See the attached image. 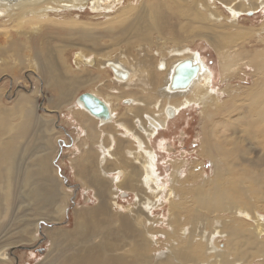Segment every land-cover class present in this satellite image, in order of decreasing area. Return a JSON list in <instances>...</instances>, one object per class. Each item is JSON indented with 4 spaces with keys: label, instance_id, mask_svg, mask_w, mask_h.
Listing matches in <instances>:
<instances>
[{
    "label": "bare ground",
    "instance_id": "6f19581e",
    "mask_svg": "<svg viewBox=\"0 0 264 264\" xmlns=\"http://www.w3.org/2000/svg\"><path fill=\"white\" fill-rule=\"evenodd\" d=\"M85 8L98 15L96 20L83 21L78 15L65 13ZM261 10L264 11V0L0 1V35L9 44L3 48L9 54L0 56V68L23 65V68L43 70L44 77L60 93L61 102H70L79 89L89 88L87 92L101 98L110 110L108 117L96 116L78 100L80 95L72 109L85 130L84 136L79 137L82 157L76 158L79 165L76 175L83 183L95 187L100 201L94 208L77 211L74 230H61L64 236L61 241L75 247L60 264H202L205 261L247 264L255 259L264 264V199L263 203L249 204L235 195L240 192L256 195L264 189V52L251 57L243 44L249 43L253 32L263 31L264 27L252 30L239 26L244 13L251 16ZM66 25L81 29L97 26L96 30L102 28L105 34L94 30L86 36H76L67 45L78 47L71 59L64 47L56 51L50 46L46 50L34 49L35 39L49 44L47 33L42 34L45 29ZM167 25L172 31L168 32ZM234 30L237 32L231 34ZM21 37L24 40L20 43ZM196 37L206 40L218 54L221 80L227 83L223 92L228 97L223 102L219 96L222 90H214L211 67L189 45ZM254 50L260 49L254 47ZM187 59L198 62L201 70L187 88L173 89L171 77L177 63ZM242 65L253 68L252 84L233 86L230 80L238 75ZM111 66L119 72L115 74ZM195 105L202 108L200 155L209 156L215 168L214 176L204 177V182L194 189V203L202 208L218 209L224 201L235 218L222 220L221 229L212 228L209 234L202 232L198 239L187 227L180 228L179 238L183 240L179 241L180 250L175 249L177 242L169 248V253L166 251L167 255L164 251L156 254L153 210L167 202L162 198L164 194L171 197L168 221L178 223L182 202L177 194L184 195V189L190 190L194 184L190 178L205 174L201 168L203 161L198 160L183 178L187 162H175L169 174L171 179L163 180L157 152L149 142L182 109ZM0 106V166H6L10 179L14 156L20 148L18 140L41 119L32 99L24 94L12 106L1 103ZM218 115L224 119H217ZM257 146L263 156L255 153ZM50 151L54 150L37 152L33 164L26 169L27 179L55 177ZM253 154L260 160L258 163L253 162ZM246 165L257 166L260 172L249 170ZM237 167L243 168L240 182L234 179ZM111 172L117 175L107 177ZM227 176L231 182L226 181ZM217 178L219 183L212 187ZM245 184L248 186L244 187ZM35 187H43L45 195H39H50L60 214L66 212L65 199L60 202L53 196L58 183L50 185V189ZM124 189L137 192L135 216L133 208L127 212L132 215L115 210L118 201L113 195ZM111 220L115 222V232L110 228L102 233L103 238L96 240ZM147 223H151L150 227ZM219 235L226 238V245L220 246L216 240Z\"/></svg>",
    "mask_w": 264,
    "mask_h": 264
},
{
    "label": "rangeland",
    "instance_id": "374dc122",
    "mask_svg": "<svg viewBox=\"0 0 264 264\" xmlns=\"http://www.w3.org/2000/svg\"><path fill=\"white\" fill-rule=\"evenodd\" d=\"M65 13H70L73 16L78 15L83 21H94L96 20L95 16H98L89 8L72 12L66 11ZM239 19V26L241 27H247L252 30L263 29L264 27L263 10L251 16H247V14L244 13ZM173 21L176 22L175 20ZM96 28L97 26H88V28L85 29L67 25L53 26L49 30L45 29L42 33L43 35L47 33L45 37L49 38V44L47 43L48 45H45V43L42 42L43 40L39 38L34 40L36 44H33V46L35 50L36 48L46 50L45 48L50 46L53 51L64 47L63 49L69 55V59H71L73 57V52L78 47H69L67 45L70 44L76 36H86L89 32L96 30ZM167 28L168 32L172 31L170 25H167ZM96 31L100 32V34H105L102 28H98ZM263 31H252L253 33L249 39V43H243L244 46L250 50L249 54L251 57H256L257 54L264 52V40L260 41L261 38H264ZM236 32L237 30L231 31V34H235ZM14 38H16V41L18 40L17 35ZM23 40L24 37H21L20 43ZM20 43L17 42L19 46ZM189 45L192 49L201 53V56L204 57L206 63L211 67L214 73V90H222L219 96L221 102H223L224 99L228 97V94L223 92L227 87V83L221 80V67L217 52L212 45L201 37H196L193 43ZM4 47H9V44L6 42V38L0 35V56L7 57L9 51L7 50L6 52V49H3ZM254 47L260 50L255 51ZM114 51L117 53L118 49ZM25 53L34 54V51H26ZM252 70V67L242 65L239 67L238 75L234 77L232 81L230 80V84L233 86L237 84L236 86L240 85L244 87L251 85L252 77L250 73ZM87 91H89V88L79 89L73 100L70 102H61L62 97H60V93L49 83L47 77H44L43 70L37 71L35 69L23 68V65L13 66V68L10 65V67L5 70L0 68V103L10 107L22 94H24L32 99L33 103L36 105V114L41 119L37 126L28 129L25 137L18 140L17 146L20 148L14 156L15 167L13 174L10 175V179L6 166H0V264H60L63 262L65 255L69 252H73L75 247L73 245H67V241H61V238L64 237L60 233L61 230H74L77 211L89 210L98 205L100 198L96 195L95 187L83 183L76 175L79 169L77 159H81L80 157H82V145L80 144L82 140L80 141L79 137L84 136L83 132L85 130L75 119L72 109H75L76 97ZM201 111L202 108L196 105L182 109L174 118H171L166 127L160 129L149 142L157 152L159 173L163 180L168 181L167 179H171L169 174L173 171L176 163L185 164V162H187L184 166V178L189 175V169L193 167L198 160H201V162L203 161L201 168H203L205 174L198 178H190V182L194 183L190 190L184 189L183 191L185 194L182 195L180 193L181 196L177 194L182 202V213L178 223L176 222L174 225L168 221L171 217V197L168 198L164 194L162 198L166 199L167 202H164L161 206L153 210V221L155 223L154 238L157 241L155 247L156 254H161L164 251L167 255V252L169 253L170 251L169 248L178 243V247H175V249L180 250V242L183 241L179 238L180 228L187 227L191 233H194L192 236L198 239L201 238L202 232L208 231L209 234L217 227L221 229L224 219H228L229 217L231 219L235 218V216H231V213L226 209L227 207L224 201L223 204L219 205L220 207L218 209L214 206H212L213 209L202 208L194 203V189L204 182V177H212L215 168L209 156L204 157L200 155L201 139L203 136ZM222 116L223 115H218L217 119L220 118L221 120ZM222 118L224 119V117ZM20 149L22 150L20 151ZM25 149H27V151H24ZM52 149L54 151L48 153L51 154L52 167L54 170L53 175H55V177L49 180L38 178L27 179L26 169L33 164V159L37 155V152L42 154ZM255 153L259 156H263L259 148L255 150ZM32 154L33 156L31 157ZM252 156L254 157L253 162L258 163L260 161L254 154ZM74 160H76V162ZM119 167L122 168L124 166L120 165ZM245 167L249 170L260 172L257 166L246 165ZM242 169V167L236 168L234 179L237 182H240L242 179ZM116 175L115 172H111L107 177ZM225 178L227 182H231V177L229 178V176H227ZM55 182L58 183V187L56 189L52 188L55 192V195L52 193L53 196L60 202L62 199L66 201V212L63 214H60L61 211H57V205L51 202L52 199H50V195L49 197H41L39 195H45L43 187H35L36 185L46 186L45 189H50V185ZM217 183H219L218 178L215 180V185L212 187H215ZM8 184L10 189H8ZM168 186H171V183L168 184ZM246 186H248V184L244 185V187ZM113 191L115 192V190ZM122 192H127V195H122ZM135 192L136 191L132 189H124V191L117 192V194L114 193L113 197H116L115 199L118 201V205H114L115 210L123 211V215H132L127 212L130 208H133L134 215L137 201V192ZM172 195L175 196L174 193H172ZM235 195L238 199L249 204L258 201L263 203L264 189L256 195L246 194L245 192L235 193ZM190 204H192V206ZM223 205H225V209ZM199 208L202 209L199 210ZM189 210L190 212H194V214L192 212L190 213ZM114 224V220L105 224L103 226L104 229L98 233L95 239L99 240L101 237L103 238L102 233H106L110 228L113 230ZM148 225L150 227L151 223H147V226ZM174 229L176 232L173 231ZM113 231L115 232V230ZM195 233H197L196 236ZM115 236L116 235H110L109 237L113 238ZM116 237H118V235ZM58 239L60 241H58ZM216 240L219 242L220 246L226 245L225 237L219 235ZM183 245H185V242ZM231 257L233 258L234 256L231 255ZM202 264H207V261ZM247 264L263 263L260 262L259 259H255Z\"/></svg>",
    "mask_w": 264,
    "mask_h": 264
},
{
    "label": "water",
    "instance_id": "95a60500",
    "mask_svg": "<svg viewBox=\"0 0 264 264\" xmlns=\"http://www.w3.org/2000/svg\"><path fill=\"white\" fill-rule=\"evenodd\" d=\"M5 1H13V0H5ZM111 67L113 68L115 74L119 72L115 68V66H111ZM200 70H201L200 64L198 62H194V60L191 59H187L177 63L175 71L173 72L171 77L172 88L176 90L187 88L191 84L193 79L197 77ZM79 99L94 115L99 117L109 116L110 114L109 107L101 98H99L95 94L91 92H84L79 96L78 100ZM122 195L126 196L127 192H122Z\"/></svg>",
    "mask_w": 264,
    "mask_h": 264
}]
</instances>
